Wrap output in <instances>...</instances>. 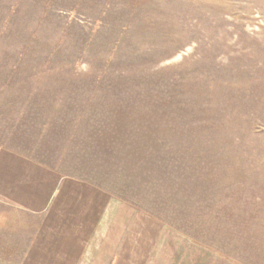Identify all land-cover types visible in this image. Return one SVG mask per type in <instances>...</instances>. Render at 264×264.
I'll return each mask as SVG.
<instances>
[{
  "label": "rangeland",
  "instance_id": "1",
  "mask_svg": "<svg viewBox=\"0 0 264 264\" xmlns=\"http://www.w3.org/2000/svg\"><path fill=\"white\" fill-rule=\"evenodd\" d=\"M65 179L75 264H264V0H0V190Z\"/></svg>",
  "mask_w": 264,
  "mask_h": 264
},
{
  "label": "crops",
  "instance_id": "2",
  "mask_svg": "<svg viewBox=\"0 0 264 264\" xmlns=\"http://www.w3.org/2000/svg\"><path fill=\"white\" fill-rule=\"evenodd\" d=\"M7 180L9 177L5 181ZM13 184L16 186L15 182ZM8 191H13L12 197L18 199L12 198L15 203L11 207L9 205L11 198L7 191L4 195V191L0 190V203L5 202L9 210L12 208L17 214L16 221L23 225L27 217L26 214H33L34 220L29 227L39 228V230L35 236H32V239H29L33 232L26 226L15 224L20 229L18 234L21 237L8 236L7 231L10 230L8 214L10 211H4L3 216L0 215V228L5 229L1 238V245L2 251L8 253L3 257L10 256L13 259L17 256L18 260H21L19 264H75V256L73 254L68 256L70 252L74 254L94 252L97 243L95 234L100 228L93 227L97 206H91L94 204V195L89 185L87 186L80 180L65 179L55 191L48 187L35 188L30 187V185L27 187L22 183ZM53 191L55 194H52ZM4 198L9 199L6 202L3 200ZM53 199H58L61 203L53 206ZM48 202L52 203V208L46 207L45 204ZM92 208L93 210H91ZM4 221L6 223H3ZM116 228L109 225L105 231H100V237L105 238L107 235L110 240H113L116 236ZM65 236L71 237L69 241L72 240L68 246L69 241H65ZM98 248L101 249L102 253L109 250L104 244V239ZM22 256H24L23 260ZM65 256L66 258H64ZM85 259L90 261L95 260V257L83 256L81 264H85Z\"/></svg>",
  "mask_w": 264,
  "mask_h": 264
}]
</instances>
